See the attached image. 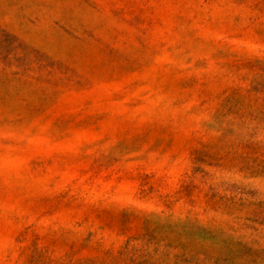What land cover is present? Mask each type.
<instances>
[{
  "label": "rangeland",
  "instance_id": "1",
  "mask_svg": "<svg viewBox=\"0 0 264 264\" xmlns=\"http://www.w3.org/2000/svg\"><path fill=\"white\" fill-rule=\"evenodd\" d=\"M0 264H264V0H0Z\"/></svg>",
  "mask_w": 264,
  "mask_h": 264
}]
</instances>
